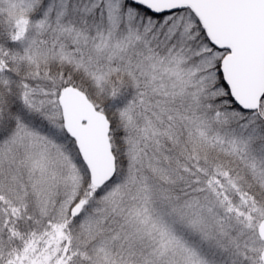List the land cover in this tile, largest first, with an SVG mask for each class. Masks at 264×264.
<instances>
[{"label": "snow or ice", "instance_id": "snow-or-ice-1", "mask_svg": "<svg viewBox=\"0 0 264 264\" xmlns=\"http://www.w3.org/2000/svg\"><path fill=\"white\" fill-rule=\"evenodd\" d=\"M0 264H264V0H0Z\"/></svg>", "mask_w": 264, "mask_h": 264}]
</instances>
